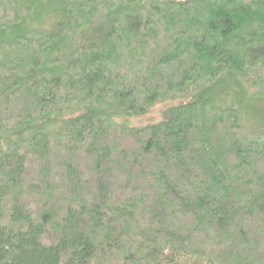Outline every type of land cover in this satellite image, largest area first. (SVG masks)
Returning a JSON list of instances; mask_svg holds the SVG:
<instances>
[{"label": "trees", "instance_id": "16d2710c", "mask_svg": "<svg viewBox=\"0 0 264 264\" xmlns=\"http://www.w3.org/2000/svg\"><path fill=\"white\" fill-rule=\"evenodd\" d=\"M0 264H264V0H0Z\"/></svg>", "mask_w": 264, "mask_h": 264}, {"label": "rangeland", "instance_id": "374dc122", "mask_svg": "<svg viewBox=\"0 0 264 264\" xmlns=\"http://www.w3.org/2000/svg\"><path fill=\"white\" fill-rule=\"evenodd\" d=\"M163 109V107L156 108L150 115L147 117L139 120L137 124L145 125L150 122H157L160 119V111Z\"/></svg>", "mask_w": 264, "mask_h": 264}]
</instances>
